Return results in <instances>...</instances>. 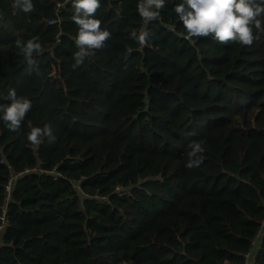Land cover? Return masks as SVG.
I'll return each instance as SVG.
<instances>
[{"label": "trees", "instance_id": "16d2710c", "mask_svg": "<svg viewBox=\"0 0 264 264\" xmlns=\"http://www.w3.org/2000/svg\"><path fill=\"white\" fill-rule=\"evenodd\" d=\"M59 1L25 13L0 0V104L11 89L32 102L19 134L0 119V206L18 174L0 264H244L264 220V34L189 41L182 0L146 25L139 0H100L111 38L73 68L78 26ZM141 28L143 47L129 37ZM18 37H39L34 66ZM29 122L51 124L55 143L31 145ZM195 144L204 151L189 157ZM52 168L63 176L41 172ZM252 264H264V237Z\"/></svg>", "mask_w": 264, "mask_h": 264}, {"label": "clouds", "instance_id": "9594fccd", "mask_svg": "<svg viewBox=\"0 0 264 264\" xmlns=\"http://www.w3.org/2000/svg\"><path fill=\"white\" fill-rule=\"evenodd\" d=\"M74 13L72 21L78 26L75 37V45L79 49L74 53L75 64L73 68L83 63L84 59L94 54V50L103 49L106 41L111 38V32L101 28V21L95 18L100 8V0H71ZM14 7H18L25 13L32 12L34 5L32 0H14ZM165 8V0H139L136 10L145 25L157 19L161 10ZM176 15L182 22L186 35L184 39L191 41L194 37H211L213 40L227 44L238 42L243 46H251L254 41L264 34V0H182L174 7ZM149 31L141 28L133 29L129 37L140 46H146ZM39 37H33L27 41L17 38L15 45L25 57L30 67L35 65L33 53L41 51ZM8 104H0V113L7 128L19 134L22 122L32 108L31 100L26 97H18L15 89L8 93ZM30 131L27 133L29 143L35 147L47 137L48 143H55L51 124L43 127H33L29 122ZM189 157H196L204 151L200 144L191 146ZM204 158L189 159L186 167L191 169L199 167Z\"/></svg>", "mask_w": 264, "mask_h": 264}, {"label": "built area", "instance_id": "2783aa9c", "mask_svg": "<svg viewBox=\"0 0 264 264\" xmlns=\"http://www.w3.org/2000/svg\"><path fill=\"white\" fill-rule=\"evenodd\" d=\"M68 1H70V0H61V1L57 2V4H56L57 10L60 7H62L64 3L68 2ZM52 22H53V20L47 21L48 24H51ZM0 162H2V161H0ZM7 167L10 168V165L7 164ZM32 170H36V168L26 169L22 173L31 172ZM41 172H45V173L52 175L53 179H57V178H60L63 176L56 168H52L51 170H48V171L41 170ZM17 175L18 174L10 172L8 179H7L6 183L4 184V198H3L2 205L0 206V234L3 232V230L5 229V227L8 223L7 218H6V206H7L8 201L10 200L13 179ZM71 183H72L74 188H76L77 190L80 191V181L79 180H77V181L73 180V181H71ZM105 199H106L105 197H102V200H105ZM262 237H264V220L261 221L259 229L257 230V232H256V234L252 240V249L244 254V264H252L253 250L256 247L258 241Z\"/></svg>", "mask_w": 264, "mask_h": 264}, {"label": "crops", "instance_id": "0c3cea01", "mask_svg": "<svg viewBox=\"0 0 264 264\" xmlns=\"http://www.w3.org/2000/svg\"><path fill=\"white\" fill-rule=\"evenodd\" d=\"M255 248H256V247H255ZM255 248H254L253 252L255 251Z\"/></svg>", "mask_w": 264, "mask_h": 264}, {"label": "water", "instance_id": "95a60500", "mask_svg": "<svg viewBox=\"0 0 264 264\" xmlns=\"http://www.w3.org/2000/svg\"><path fill=\"white\" fill-rule=\"evenodd\" d=\"M56 45H57V43L54 46H56Z\"/></svg>", "mask_w": 264, "mask_h": 264}]
</instances>
